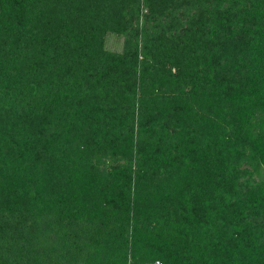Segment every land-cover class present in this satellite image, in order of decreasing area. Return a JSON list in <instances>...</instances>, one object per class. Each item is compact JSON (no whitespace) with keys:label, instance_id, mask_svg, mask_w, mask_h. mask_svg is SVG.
Wrapping results in <instances>:
<instances>
[{"label":"trees","instance_id":"obj_1","mask_svg":"<svg viewBox=\"0 0 264 264\" xmlns=\"http://www.w3.org/2000/svg\"><path fill=\"white\" fill-rule=\"evenodd\" d=\"M156 262L264 264V0H0V264Z\"/></svg>","mask_w":264,"mask_h":264},{"label":"rangeland","instance_id":"obj_2","mask_svg":"<svg viewBox=\"0 0 264 264\" xmlns=\"http://www.w3.org/2000/svg\"><path fill=\"white\" fill-rule=\"evenodd\" d=\"M121 45V38L109 37L106 41V47L110 50L118 51Z\"/></svg>","mask_w":264,"mask_h":264},{"label":"built area","instance_id":"obj_3","mask_svg":"<svg viewBox=\"0 0 264 264\" xmlns=\"http://www.w3.org/2000/svg\"><path fill=\"white\" fill-rule=\"evenodd\" d=\"M155 264H158L157 262Z\"/></svg>","mask_w":264,"mask_h":264}]
</instances>
